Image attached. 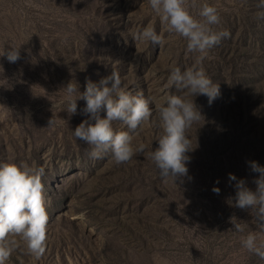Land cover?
<instances>
[{
    "label": "rangeland",
    "instance_id": "obj_1",
    "mask_svg": "<svg viewBox=\"0 0 264 264\" xmlns=\"http://www.w3.org/2000/svg\"><path fill=\"white\" fill-rule=\"evenodd\" d=\"M205 3L221 17L214 30L226 29L231 38L203 62L221 95L210 106L206 96L194 97L204 119L188 130L191 180L174 183L160 177L147 153L162 132L158 106L169 95L192 99L168 76L172 67H191L195 54L168 33L149 0H0V51L20 47L22 57L16 63L0 57V163L45 169L49 214L43 256L28 254L20 241L7 264H264L242 246L256 227L249 211L234 206L235 181L228 178L245 179L254 190L259 174L249 162L264 166V20L258 19L264 9L259 0L185 6L199 19ZM148 26L163 45L133 40L137 28ZM113 70L126 90L153 100V116L133 138L146 151L120 165L110 154L90 158L91 146L73 134L87 119L86 102L68 113L62 89L71 81L83 92L88 79L98 83ZM113 127L127 131L120 122ZM233 216L247 223L244 232L234 230Z\"/></svg>",
    "mask_w": 264,
    "mask_h": 264
},
{
    "label": "clouds",
    "instance_id": "obj_2",
    "mask_svg": "<svg viewBox=\"0 0 264 264\" xmlns=\"http://www.w3.org/2000/svg\"><path fill=\"white\" fill-rule=\"evenodd\" d=\"M186 0H149L151 9L159 16L169 34L182 37L186 50L195 54L194 64L186 70L172 67L168 84L184 95H169L163 105H159L158 127L162 129L158 147L147 153L163 180H177L188 176L189 152L194 150L188 130L194 123L204 119L194 97L204 95L209 106L220 97L219 84L213 82L203 67L209 52L223 39L231 38L228 30L216 31L214 26L221 22L218 9L207 3L200 6L194 17L185 6ZM258 8L264 9V0H259ZM258 19L264 20V11L258 13ZM132 38L137 42H147L153 46L164 43L163 36L152 26L137 28ZM0 57H6L9 63L18 62L21 57L20 47H9L0 51ZM66 93V110L76 114L77 101L83 100L86 106L81 110L87 116L75 129L74 136L91 146L92 159H104L109 156L116 165L129 162L134 155L143 154L147 145L133 143L134 134L150 121L153 111L151 97L142 92L133 94L122 86L119 72L98 83L86 81L85 90L79 91V85L71 81L62 88ZM101 113H104L102 116ZM114 122L126 126L127 131H116ZM54 121H49L51 126ZM250 169L259 175L253 179L255 189L247 186L245 179H237L229 173V181H235L234 206L249 211L256 230L250 231L242 240V246L261 260H264V166L255 161L249 162ZM43 167H32L26 162L0 163V264H7L11 254L20 241L26 245L28 254L39 259L45 253L49 214L44 194L42 177ZM219 181H217L218 183ZM217 195L220 189L213 187ZM234 230L244 232L247 223H241L235 216L230 218ZM12 237H19L20 240Z\"/></svg>",
    "mask_w": 264,
    "mask_h": 264
}]
</instances>
